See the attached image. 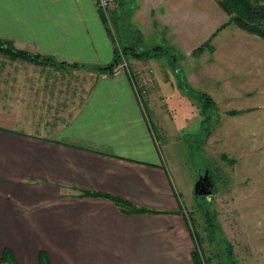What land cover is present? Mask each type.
Instances as JSON below:
<instances>
[{
    "label": "crops",
    "instance_id": "0c3cea01",
    "mask_svg": "<svg viewBox=\"0 0 264 264\" xmlns=\"http://www.w3.org/2000/svg\"><path fill=\"white\" fill-rule=\"evenodd\" d=\"M120 9L121 0H114L106 12L97 7V0H0V39L56 62L105 66L118 51L111 21L120 23ZM124 28L118 36L125 49L131 45ZM235 30L237 40L222 41L213 59L202 58L203 70L214 66L207 67L204 79L217 84L216 96L246 103L242 109L227 110L240 120L241 150L237 157L228 155L225 147L234 142L223 137L227 143L223 141L219 158L234 179L210 197L217 219L203 222L201 246L207 264H219L210 225L213 230L218 225V249L229 259L225 263L252 264L251 258L238 261L240 250L249 257L259 255L252 251L258 245L252 222H246L248 228L237 222V183L246 187L249 207L264 201V40L239 27ZM124 55L129 73L114 75L98 68L89 72L92 84L67 116L59 105L64 88L50 90L42 81L34 86L47 72L30 64L32 70L22 71L25 61L0 51V113L5 116L0 119V258L5 251L16 264H194L195 232L183 216L184 204L160 150L157 137L164 139L163 132L154 127L163 124L158 110L162 106L171 119V140L178 128L174 120L190 129L200 120L204 129L208 105L195 92L175 91L187 103L179 107L157 101L170 81L177 90L181 78L193 91L206 82L198 81L192 68L181 62L177 71L170 65L174 62L155 55L161 67L155 71L146 58ZM184 59L194 62L195 57ZM142 80L148 93L139 99L134 85ZM21 95L28 96L23 100ZM6 109L11 114H4ZM84 191L161 213H123L111 200L82 196Z\"/></svg>",
    "mask_w": 264,
    "mask_h": 264
},
{
    "label": "rangeland",
    "instance_id": "374dc122",
    "mask_svg": "<svg viewBox=\"0 0 264 264\" xmlns=\"http://www.w3.org/2000/svg\"><path fill=\"white\" fill-rule=\"evenodd\" d=\"M119 16L120 23H117L116 19H112L111 21V25H113L114 28L117 48H122L124 46V42L121 41L118 36L120 30L122 31L123 25V27L125 26L126 35L129 37L127 38V42L131 45V48L135 45L134 48L139 53L152 51V53H150L152 56H146V64L148 66L150 65L152 69L155 71L161 69L158 61L154 58V55H156L165 62H168L167 59L171 60L172 63L174 62L173 64L170 63V65L172 69L177 68V71L182 65L184 67L187 65V67L192 68V72H194L198 81L206 82L203 88H196L197 91H193L192 89L194 88L187 87V84L184 85V80L181 78H179L180 80L177 82V90L171 86L172 82L170 81L167 87L161 86V94L164 95L162 98H158L157 101L159 105L167 104L169 106L174 105L179 107L187 103L184 97L175 95V91L179 94L181 91L184 92L185 88H188L192 93L195 92L196 95L202 99L203 105H208L206 109L208 119L204 123V129L199 127L200 120L197 122V128L193 129L185 125V127H182L184 123H181L179 119L177 121L174 120L173 124L174 126L177 125L178 128L173 131L178 134L176 133L177 135L175 134L171 140L169 137V126L171 122L169 112L160 106L158 110L160 115L163 116L160 121L163 124L158 123V125H156L158 130L156 127H154V130L158 133L163 132L164 139L159 136L157 137L160 140V150L166 162V167L171 174L174 188L179 194L182 204H184L182 209L183 215L195 232V248L199 253L201 262L203 261L204 264H207L206 256L203 255L204 253L201 246L203 222L208 221L207 218H210V220H212V218L217 219L210 197H214L216 189H222L224 186H227V184L230 185L234 179L230 174L231 172H228V168L223 166L224 161L219 158V154H221V149L223 148V141L225 144L227 143L223 137L227 135V138H231L234 142L233 144H229V147H225L228 155L237 157L239 154L238 152L241 150L237 145V140L239 139V137L237 138V134L241 131L239 129L241 126L240 120L235 115H228L227 110L242 109L246 103L239 98H237V101L235 99L225 101L222 97L216 96L219 92V90H217V84L208 82L204 79L206 78L204 73L207 67L213 69L214 66L205 65L206 69L203 70L202 58L204 59L206 57L211 59L212 55L214 57L212 52L214 49L218 50L219 44L222 41H228L230 39L237 40V31L235 30L237 26L233 22L228 23L227 14L220 8L216 0H121ZM226 23H228L229 26H227ZM139 36L141 42L138 40ZM139 43H141L142 46H139ZM215 55L217 56V54ZM186 56L188 58L195 57L194 62H185L184 58ZM22 60L25 61L23 67H20L22 71L32 70L30 65H33V67L39 66L40 70L47 72V74L44 72L41 73L42 78L40 80L36 79L34 86L42 81L41 85L50 90L57 87L64 88V101H60L59 105L67 116L79 105V102L92 84L93 77L89 72L95 73L92 66L87 68L83 64H81L83 66L71 68L59 64L44 65L26 59ZM148 62L150 64H148ZM214 65H216V61ZM150 66L149 68H151ZM36 75L37 74L34 73L33 76ZM28 77V75H24L22 78L28 79ZM166 77L169 78L168 75ZM21 81L26 80L21 79ZM200 93L201 95H198ZM9 94L10 93H8V95ZM27 96L28 95H21V98L25 100ZM4 98L3 96V99ZM153 100L154 97L152 101ZM193 100L196 101L195 99ZM178 107L176 108L178 109L177 114L179 116L186 114ZM3 113L9 115L11 111L6 109ZM231 114L233 113L231 112ZM3 117L5 116L0 113V119H3ZM257 123L256 121L254 122V124ZM260 129L261 126H258L257 131L261 132ZM207 131H210L209 137ZM220 139L222 141L219 144ZM227 148H229L228 151ZM237 168L236 166L233 170ZM230 169L231 167L229 170ZM205 171H208V174L211 173L216 183L214 191L210 194V197L195 196L193 193L194 183L198 179V176ZM238 172L239 171H237V176ZM245 189L246 187H244V185L237 183V222L241 221L245 223L246 227V222H252L251 231H256V242L258 244L252 251H258L259 255L254 257L255 254H253L252 257H249L243 250H240L237 252V259L238 261H242L240 257H242L243 260H245V258H251V261H253L252 264H261V258H264L262 255L264 253V201L258 200L255 206L249 207L247 205L248 201L244 197ZM207 227L208 226L205 225V229ZM210 227V233L216 236V240L212 244V248L214 249L213 255L217 257L215 261H219V264H227L225 261L229 259L222 257L221 251L218 249V225H215L216 230H213V225H210ZM248 234L249 230L247 232V235ZM220 244L224 255L226 253L223 250L225 244L224 242ZM230 260L234 261V258L231 257ZM212 262L211 260V263Z\"/></svg>",
    "mask_w": 264,
    "mask_h": 264
},
{
    "label": "trees",
    "instance_id": "16d2710c",
    "mask_svg": "<svg viewBox=\"0 0 264 264\" xmlns=\"http://www.w3.org/2000/svg\"><path fill=\"white\" fill-rule=\"evenodd\" d=\"M216 1L218 5L220 6V8L227 14L228 23L233 22L237 27L241 28L242 30L248 33L255 34L264 40V0H216ZM120 50L123 55L129 53L130 56L134 58H137V57L146 58V56L148 57L152 56L150 55L152 51L151 52L145 51V52L139 53L134 48H131V47L125 48V49L121 48ZM0 51H3L6 54H9L11 58H22V59H26L34 63L37 62L41 64H59L64 67L69 66L71 68L83 66V65H78L76 63H66L63 61L56 62L55 58L53 57H47L41 54H35V53L28 52L24 49L16 48L12 45L10 41H7V40L0 39ZM119 60H120L119 52L116 49V54L113 59V62L105 66H92V67L94 70L98 68L99 72H105L108 74H112V69L116 65L114 61L118 62ZM87 68H90V67H87ZM81 195L86 196V197L93 196V197L107 198L111 200L115 204L116 208L123 213H133V214L161 213V211L151 209V208H146V207H140L120 197L111 196V195L100 193V192L84 191L81 193ZM192 257L194 260V264H204L203 261L201 262L199 253L196 250L195 246L192 250ZM0 264H16V263L11 262L6 252L4 251L3 256L0 258Z\"/></svg>",
    "mask_w": 264,
    "mask_h": 264
},
{
    "label": "built area",
    "instance_id": "2783aa9c",
    "mask_svg": "<svg viewBox=\"0 0 264 264\" xmlns=\"http://www.w3.org/2000/svg\"><path fill=\"white\" fill-rule=\"evenodd\" d=\"M114 2V0H97V7L101 9L102 11L106 12V10L109 8V6ZM120 60L116 62V65L112 69V74L116 75L120 71L124 72L127 71L129 73V65L126 61L124 55L122 54L120 48H118ZM132 80V79H131ZM133 81V80H132ZM146 81H140L138 85H134L135 92L139 99H142L145 97L148 93V90L146 88Z\"/></svg>",
    "mask_w": 264,
    "mask_h": 264
},
{
    "label": "water",
    "instance_id": "95a60500",
    "mask_svg": "<svg viewBox=\"0 0 264 264\" xmlns=\"http://www.w3.org/2000/svg\"><path fill=\"white\" fill-rule=\"evenodd\" d=\"M116 64V61H114ZM213 182L208 171L198 176V179L194 183L193 193L196 196H209L212 193Z\"/></svg>",
    "mask_w": 264,
    "mask_h": 264
}]
</instances>
